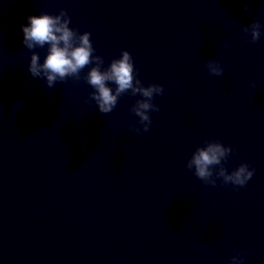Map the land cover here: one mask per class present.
<instances>
[{"label":"water","instance_id":"water-1","mask_svg":"<svg viewBox=\"0 0 264 264\" xmlns=\"http://www.w3.org/2000/svg\"><path fill=\"white\" fill-rule=\"evenodd\" d=\"M60 9L102 68L124 49L143 85H163L148 131L129 128L130 90L96 110L91 64L51 88L28 73L47 45L25 48L20 25ZM205 139L234 149L227 170L254 169L243 187L186 168ZM241 250L264 264V0H0V264H227Z\"/></svg>","mask_w":264,"mask_h":264},{"label":"clouds","instance_id":"clouds-1","mask_svg":"<svg viewBox=\"0 0 264 264\" xmlns=\"http://www.w3.org/2000/svg\"><path fill=\"white\" fill-rule=\"evenodd\" d=\"M25 21L20 25L22 45L29 50L47 45L42 62L38 53H30L27 71L33 78L43 80L44 84L51 88L57 81H63L66 77L78 78L80 71L91 64L85 81L93 89L89 97L95 102L96 110L99 113L112 111L118 97L130 90L131 95L139 94L140 98L131 108L132 113L138 117L135 124L139 127L129 124V128L136 133L148 131L151 125L149 113L159 111V106L152 102L153 97L163 94V85H143L136 76L131 54L127 50L121 49L119 56L112 58L107 66L102 68L103 58L93 54L95 49L89 38L90 33L70 28L69 17L64 9H60L55 15H28ZM261 27L258 20H253L242 26V31L250 34V42H255L262 35ZM205 68L210 75L215 76H220L224 71L220 62L214 59H207ZM252 87L256 85L252 83ZM233 151V148L222 144L218 139H205L202 145L196 146L185 166L206 185H215L219 178L225 185L243 187L252 177L254 169L248 163L242 162L230 171L227 170L224 162ZM245 254V250L236 251L229 257L227 264H243Z\"/></svg>","mask_w":264,"mask_h":264}]
</instances>
